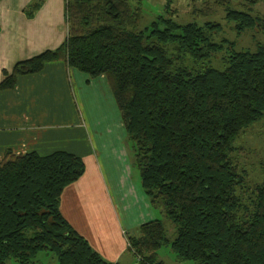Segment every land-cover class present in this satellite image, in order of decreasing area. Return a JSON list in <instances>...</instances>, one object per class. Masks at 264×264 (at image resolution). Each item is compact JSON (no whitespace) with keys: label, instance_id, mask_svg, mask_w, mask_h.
<instances>
[{"label":"trees","instance_id":"1","mask_svg":"<svg viewBox=\"0 0 264 264\" xmlns=\"http://www.w3.org/2000/svg\"><path fill=\"white\" fill-rule=\"evenodd\" d=\"M213 1L225 5L237 34L248 28L264 34L263 17ZM43 2L33 0L26 16ZM171 5L166 0L164 13L138 29L141 10L129 0H65V40L17 61L0 89L59 59L89 77L105 75L140 184L175 225L169 241L158 217L140 224L127 236L135 255L160 264L157 250L169 243L178 260L264 264V168L250 188L234 157L241 132L264 117V43L236 50L233 41L213 39L218 22H179ZM219 51L221 68L212 64ZM83 172L82 158L70 151H5L0 264L11 257L30 264L39 251L55 253L56 264H119L95 251L59 209L63 189Z\"/></svg>","mask_w":264,"mask_h":264},{"label":"crops","instance_id":"2","mask_svg":"<svg viewBox=\"0 0 264 264\" xmlns=\"http://www.w3.org/2000/svg\"><path fill=\"white\" fill-rule=\"evenodd\" d=\"M32 1L0 0V81L17 61L55 49L67 36L65 0H44L29 18L24 9ZM6 150L79 155L84 172L63 189L62 215L107 261L146 264L127 236L162 210L151 204L133 170L130 141L105 75L89 77L59 59L0 89V160ZM157 259L165 263L159 254Z\"/></svg>","mask_w":264,"mask_h":264},{"label":"rangeland","instance_id":"3","mask_svg":"<svg viewBox=\"0 0 264 264\" xmlns=\"http://www.w3.org/2000/svg\"><path fill=\"white\" fill-rule=\"evenodd\" d=\"M166 0H129L132 6H138L141 10V18L138 29L146 27L150 21L159 14L164 13ZM233 8L249 11L253 15H259L264 18V0H256L255 3H249L245 0H228ZM173 16L179 22L196 21L203 23L207 20L216 21L220 24L221 30L213 34V39L220 40L226 38L235 43V49L241 50L248 48L254 50L257 42L264 43V34L256 28H248L241 33H236L233 22L225 18V5L216 3L213 0H172ZM222 51L212 59V64L216 67L221 66ZM188 64V63H187ZM236 151L234 157L238 164L244 169L246 184L252 188L262 179V169L264 168V117L245 128L236 140ZM133 170L139 177L137 167ZM140 179V178H139ZM163 221L166 237L171 241L175 237V225L167 218L164 210L157 216ZM163 257L164 264H201L193 260H178L173 253L170 244L161 246L157 250ZM137 258H140L137 256ZM139 260V259H138ZM141 261V260H140ZM57 257L51 251H39L32 259L30 264H56ZM6 264H18L14 258H9Z\"/></svg>","mask_w":264,"mask_h":264},{"label":"built area","instance_id":"4","mask_svg":"<svg viewBox=\"0 0 264 264\" xmlns=\"http://www.w3.org/2000/svg\"><path fill=\"white\" fill-rule=\"evenodd\" d=\"M139 260H141L140 258H138Z\"/></svg>","mask_w":264,"mask_h":264}]
</instances>
